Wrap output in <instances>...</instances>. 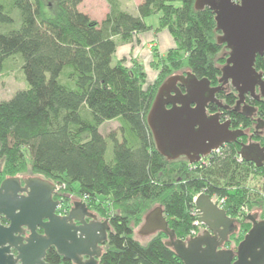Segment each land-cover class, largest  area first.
I'll use <instances>...</instances> for the list:
<instances>
[{
	"label": "trees",
	"instance_id": "trees-1",
	"mask_svg": "<svg viewBox=\"0 0 264 264\" xmlns=\"http://www.w3.org/2000/svg\"><path fill=\"white\" fill-rule=\"evenodd\" d=\"M47 1L0 0V80L6 61L21 55L29 84L11 100L0 101L3 173L28 171L58 185L57 198L66 212L73 207L70 196L76 195L98 217L111 214L98 264H184L166 246L165 233L142 243L134 226L158 204L169 228L187 240L198 229L195 198L201 193L226 198L227 215L240 224L227 246L237 250L252 228L241 207L264 209V165L240 162L238 155L249 136L264 147V135L255 134L251 116L234 109L236 92L225 87L217 99L228 107L224 116L234 127L252 134L227 144L206 163L168 161L147 124L160 86L184 67L219 86L228 54L221 55L225 47L217 43L214 12L196 11V0H143L134 16L121 0H106L109 12L98 22L80 10L83 0H53L55 17L48 15ZM155 15L160 16L156 31L168 30L177 46L164 56L154 51L152 66L159 75L147 85L142 63L127 66L123 59L114 65L113 59L121 45L152 29L146 20ZM254 67L264 75V56H257ZM258 105L264 118V102ZM209 110L219 107L211 104ZM112 120L120 122L122 141L111 134L114 146L107 158L108 141L100 129ZM46 262L74 264L54 248Z\"/></svg>",
	"mask_w": 264,
	"mask_h": 264
},
{
	"label": "water",
	"instance_id": "water-1",
	"mask_svg": "<svg viewBox=\"0 0 264 264\" xmlns=\"http://www.w3.org/2000/svg\"><path fill=\"white\" fill-rule=\"evenodd\" d=\"M206 8L215 14L217 43L225 46L228 57L221 67L219 86L198 79L190 71L174 74L160 86L147 124L157 151L168 161L186 158L193 165L248 135L242 129L232 130L231 121H222L220 112L208 114L211 104L228 109L217 94L229 82L238 93L237 105L247 94H256L257 89L264 101V75L254 67L257 56H264V0L195 1L196 11ZM249 140L239 155L262 167L264 147L252 136ZM24 183L21 188L20 180L12 178L0 189V216L9 221L8 226L0 224V264H49L46 256L52 248L74 264H98L108 239L109 220L101 221L83 200L74 201L69 213L60 216L59 202L53 201V193L59 189L56 184L38 176ZM20 192L27 196H20ZM195 206L201 214L199 223L206 230L191 233L189 239H179L169 228L161 206L145 215L139 234L149 237L165 233L166 246L184 264H264V219L257 213L258 208L247 215L252 228L233 250L226 244L239 231L238 220L229 217L206 193L196 197Z\"/></svg>",
	"mask_w": 264,
	"mask_h": 264
},
{
	"label": "rangeland",
	"instance_id": "rangeland-1",
	"mask_svg": "<svg viewBox=\"0 0 264 264\" xmlns=\"http://www.w3.org/2000/svg\"><path fill=\"white\" fill-rule=\"evenodd\" d=\"M137 1L138 0H129V1L128 0H121V3L124 4V6H123L124 10H126L129 13H134V11L136 9L134 7H136L135 5H136ZM52 2H53V0H48L47 1V4H50L49 5L50 7H48L46 10H47V13H48L49 16L55 17L58 14V7L55 4H53V6H52L51 5ZM80 8L82 9L81 11H85V12L89 13L90 17L93 20H96L98 22H101L102 20H104L106 15L109 12V6H108L106 0H83ZM154 18H157V19H154ZM159 18H160L159 15H155V16H152V17H150L148 19L149 20H153V21H151L152 23H154L157 20L156 21V25L158 26ZM17 26H19V23H17ZM166 31H168V30H166ZM148 32H151V31L150 30L146 31V32H144V34H146ZM160 32H162V31H160ZM165 33H167V32H165ZM168 33H169V31H168ZM120 52H123V51L120 50ZM225 53H228V50H223L221 55H223ZM116 56L117 57H114V59H113V64L114 65H116V63H118V60L120 59L121 53H119ZM161 56H164V55H161ZM126 65L127 66H131V65H128L127 61H126ZM223 65H225V64H223ZM145 69H146V72L148 73L147 85H149L153 81V74H152V71H151V69L149 68L148 65L145 66ZM187 72H188V70L184 67V69H182V70H180L178 72H175L174 74H185ZM174 74H172V75H174ZM28 87H29V84H28V81L26 79V74H25V71H24V60H23L22 56L21 55H16V56L11 57L10 59H8L6 61L5 72H4V74H3V76H2V78L0 80V101H9V100H11L14 97V95L17 92L26 90V89H28ZM100 132L108 141L107 158H111L112 149H113V146H114V140L112 139L111 134L112 133H117L116 137L120 141H122V132H121V127H120L119 120L107 121L101 127ZM251 134L252 133H250V132L248 133V135H251ZM180 159H182V158H180ZM184 159H186V158H184ZM24 174H31V173L26 171ZM70 198H71V202H73V203H74V201H78L79 200L76 195L70 196ZM157 206H158V204L153 205L149 209V211H151L152 209H154ZM60 208L63 210L62 206ZM256 209L257 208H255L254 210H256ZM263 210L261 208L257 209V213H259L260 218H261V214L263 213ZM148 212H146L144 214V217L142 219L141 224L138 225V226H134V228H135V231H134L135 232V236L142 243H147L152 238V236L144 237V236L139 234L140 228H141V226H142V224L144 222L145 215ZM249 214H251L250 211H249V213L247 215H249ZM107 215L110 216L111 214L107 213L106 216L105 215L104 216L101 215V216H99V219L101 221L108 220ZM244 215L245 214H243V216ZM247 215H245V216L247 217ZM239 217L242 218L241 216H239ZM238 225H239V229H240L239 222H238ZM198 230L199 231L206 230V227L205 226L204 227L203 226H198ZM226 246H227V244H226ZM232 248H234V244H233Z\"/></svg>",
	"mask_w": 264,
	"mask_h": 264
},
{
	"label": "crops",
	"instance_id": "crops-1",
	"mask_svg": "<svg viewBox=\"0 0 264 264\" xmlns=\"http://www.w3.org/2000/svg\"><path fill=\"white\" fill-rule=\"evenodd\" d=\"M142 2L143 0L137 1L135 5L136 7H134L136 9L134 13H131L132 15L134 16L138 15V7ZM123 6L124 4L122 3V8ZM80 10L82 9L80 8ZM83 12L89 15V13L85 11ZM151 21L153 20H149V19L146 20L148 26L152 28L150 30L151 32H148L146 34L138 33L134 35L132 42L129 44L121 45L118 48L116 55L121 53L119 60L125 59L128 65H131L134 60L138 61L139 63H142L144 66L148 65L153 74V81L150 84H153L157 80L159 74V71L152 67V62L154 60V51L156 50L160 55H165L169 50L176 48L177 45L175 39L173 38L170 32L169 34L168 31L166 30L165 31L163 30L162 32L156 31L158 27L156 25L157 20L154 23H152ZM120 50L123 52H120ZM116 55L115 57H117ZM147 79H148V73H147Z\"/></svg>",
	"mask_w": 264,
	"mask_h": 264
},
{
	"label": "flooded vegetation",
	"instance_id": "flooded-vegetation-1",
	"mask_svg": "<svg viewBox=\"0 0 264 264\" xmlns=\"http://www.w3.org/2000/svg\"><path fill=\"white\" fill-rule=\"evenodd\" d=\"M225 47V46H224ZM226 50V49H224ZM226 54V53H225ZM226 89L227 90H233L235 91V89L232 87L231 85V82H229V84H227L226 86ZM181 90L182 91H185L184 88L181 87ZM236 92V91H235ZM238 95V93H236ZM240 99L237 98V101H236V104H235V107H237L238 109V112L241 113V114H247L249 116H251L253 118V120L255 121V134L256 135H260V136H263L264 135V118L261 116V109H260V106L258 104H260L261 102H264L263 99L260 97V92H259V89H257L256 91V94L252 95V94H247L240 102L239 105H237V102L239 101ZM210 106V105H209ZM224 109H220L217 111V112H220L221 114V117H222V121H231V129L236 131V130H241L242 128H237V127H234V125L232 124V119L231 118H227L224 116ZM217 112H211L209 110V107H208V114L209 115H214L216 114ZM0 164H1V169H0V189L3 185V183L9 179H12V178H18L20 180V187L21 188H24L25 187V179H28L30 177H35L34 175L32 174H17V175H6L3 173V163L2 161L0 160ZM58 186V185H57ZM59 188V186H58ZM60 188L58 189V191L54 192L53 193V201L54 202H59V206L57 208V214H59V211H60V207L63 205V200L60 201L58 200V194H60ZM20 196H27V193L25 192H20ZM0 224L3 225V226H8L9 225V221L4 217V216H0ZM39 232L40 233H43V231L41 229H39ZM25 237L29 236V233L26 232ZM12 253L16 254V251L13 250Z\"/></svg>",
	"mask_w": 264,
	"mask_h": 264
},
{
	"label": "built area",
	"instance_id": "built-area-1",
	"mask_svg": "<svg viewBox=\"0 0 264 264\" xmlns=\"http://www.w3.org/2000/svg\"><path fill=\"white\" fill-rule=\"evenodd\" d=\"M222 149H223V147L221 148V149H219V150H217V151H214L209 157H211V156H213V155H215V154H222L221 153V151H222ZM239 157H238V160L240 161V162H242L244 159L240 156V155H238ZM209 157H207V158H209ZM207 158H203L200 162L201 163H206V160H207ZM199 162V163H200ZM60 188V187H59ZM211 199H212V201L215 203V204H217L219 207H221L222 209H224V205H225V202H226V198H221V197H219V196H214V197H211ZM225 210V209H224ZM69 212H66V210H62L61 208H60V211H59V215L60 216H65V215H67ZM240 213H241V216H243V214H245V215H247L248 213H249V208L247 207V205H243L242 207H241V210H240ZM195 214H196V216L198 217V219H197V221L195 222V226L196 227H198V226H203V225H201L200 223H199V217L201 216V214H200V212L196 209V212H195ZM204 227V226H203ZM199 230L198 229H194L191 233H195V232H198Z\"/></svg>",
	"mask_w": 264,
	"mask_h": 264
}]
</instances>
